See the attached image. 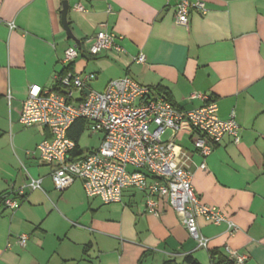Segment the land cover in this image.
<instances>
[{"label":"crops","instance_id":"1","mask_svg":"<svg viewBox=\"0 0 264 264\" xmlns=\"http://www.w3.org/2000/svg\"><path fill=\"white\" fill-rule=\"evenodd\" d=\"M62 1L0 0V195L42 179V190L25 188L15 211L0 204V264H231L226 247L246 255L245 264H264V0H190L207 12L191 10L187 25L176 22L181 0H69L68 22L82 41L70 65L64 52L74 42L62 24ZM100 31L121 36L126 51L87 54V39ZM140 53L145 63L135 62ZM69 68L91 76L90 91L129 76L164 88L182 111L202 106L189 99L194 92L214 99L222 120L235 111L238 143L225 136L204 157L184 124L176 145L188 152L184 165L201 203L219 208L239 231L230 235L225 224L199 218L209 243L198 248L166 199L156 216L136 189L111 205L87 196L82 180L57 190L53 167L33 154L50 131L25 127L20 112L30 86L55 88V77ZM82 96L73 93L74 101ZM22 234L29 236L25 246Z\"/></svg>","mask_w":264,"mask_h":264},{"label":"built area","instance_id":"2","mask_svg":"<svg viewBox=\"0 0 264 264\" xmlns=\"http://www.w3.org/2000/svg\"><path fill=\"white\" fill-rule=\"evenodd\" d=\"M75 9L84 11L81 5H76ZM193 9L203 14L207 12L201 1L181 0L176 22L187 25ZM122 39L115 33L100 31L87 39V54L123 53L126 50L120 44ZM81 53L82 49L75 45L68 47L63 63L72 64ZM135 62L145 63L146 56L140 53ZM90 79L91 76L82 78L71 71L58 74L55 88L32 85L23 102L20 123L25 127L40 125L50 131L51 137L43 140L33 154L53 167L51 180L55 188L65 191L82 180L87 196L99 197L105 205L121 203L125 190L136 189L145 195L147 212L156 216L160 214V201L166 199L180 215L198 248L207 249L209 243L199 229V218L217 226L225 224L230 235L238 232L239 227L219 208L201 203L192 185L193 171L184 165L189 159L188 152L176 145L184 124L194 130V146L204 157L209 156L225 136H231L238 143L240 126L236 112L232 111L226 120L220 119L217 102L197 92L189 99L200 100L202 106L182 111L152 87L129 76L111 80L103 92L90 91L86 95ZM76 91L83 95L78 101L73 99ZM77 120H84L86 130L103 137L98 149L83 159L72 160L77 143L69 136V131ZM167 132L170 136L165 140ZM200 167L205 169L206 164ZM25 188L42 190V179L30 177L17 190L1 194L0 204L15 211L26 196ZM28 238L27 234L20 235L19 244L25 246ZM225 249L231 264L246 263V255L229 247Z\"/></svg>","mask_w":264,"mask_h":264},{"label":"trees","instance_id":"3","mask_svg":"<svg viewBox=\"0 0 264 264\" xmlns=\"http://www.w3.org/2000/svg\"><path fill=\"white\" fill-rule=\"evenodd\" d=\"M70 68L68 69V71ZM153 88V87H152ZM156 92L164 95L173 105L171 95L169 92H167L164 88L158 87L153 88ZM175 106V105H174ZM176 107V106H175ZM177 108V107H176ZM86 127V122L84 120H77L73 126L71 127L69 131V136L78 144L79 140L81 138V135L83 134ZM91 151H84L81 150L79 146L76 147L75 151L72 153V160H80L83 159L87 154H89ZM217 255L216 252H212L211 257L212 259ZM231 263V262H230Z\"/></svg>","mask_w":264,"mask_h":264},{"label":"rangeland","instance_id":"4","mask_svg":"<svg viewBox=\"0 0 264 264\" xmlns=\"http://www.w3.org/2000/svg\"><path fill=\"white\" fill-rule=\"evenodd\" d=\"M79 94H75V99L78 98ZM169 133H167L163 138L168 139ZM102 136L100 134L91 133L89 130H84L80 140L79 147L81 150H93L98 149L101 144Z\"/></svg>","mask_w":264,"mask_h":264},{"label":"water","instance_id":"5","mask_svg":"<svg viewBox=\"0 0 264 264\" xmlns=\"http://www.w3.org/2000/svg\"><path fill=\"white\" fill-rule=\"evenodd\" d=\"M70 11V3L69 0H63L62 1V10H61V19L62 24L64 27V30L66 32L67 40H71L74 42V45L77 46L79 49H82V41L79 40L73 33L70 24L68 22V14ZM86 95L90 93V90L85 91Z\"/></svg>","mask_w":264,"mask_h":264}]
</instances>
